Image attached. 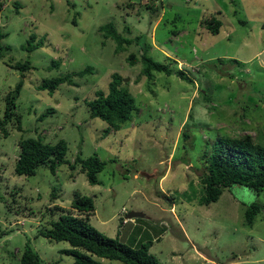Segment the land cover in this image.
I'll return each mask as SVG.
<instances>
[{
	"label": "rangeland",
	"instance_id": "rangeland-1",
	"mask_svg": "<svg viewBox=\"0 0 264 264\" xmlns=\"http://www.w3.org/2000/svg\"><path fill=\"white\" fill-rule=\"evenodd\" d=\"M0 1L9 45L0 57V117L6 93L23 78L15 107L21 127L13 118L8 135L0 131V264H20L26 242L43 264H72L68 241L37 231L62 212L78 213L76 193L93 198L92 225L134 247L150 241L149 251L164 264H264V207L253 224L244 219L247 203H264V188L256 194L233 184L205 204L198 176L201 152L219 135L249 134L264 144V0H161L158 13L159 0ZM205 15L221 20L217 33L201 23ZM106 21L123 36H142L119 49L98 30ZM31 33L43 43L27 50ZM144 44L155 60L191 79L157 70L146 76ZM27 58L31 68L21 77L11 64ZM86 65L92 70L74 76L77 84L62 82L52 92L37 87ZM112 72L127 78L136 108L119 128L105 131L107 122L90 116L86 100L107 90ZM49 107L54 111L39 119ZM38 135L64 138L67 161L77 151L105 159L100 182L91 184L78 162L74 168L63 162L55 172L39 165L34 174L15 173L18 140ZM130 210L143 215L129 218Z\"/></svg>",
	"mask_w": 264,
	"mask_h": 264
},
{
	"label": "trees",
	"instance_id": "trees-1",
	"mask_svg": "<svg viewBox=\"0 0 264 264\" xmlns=\"http://www.w3.org/2000/svg\"><path fill=\"white\" fill-rule=\"evenodd\" d=\"M15 6L19 2L14 1ZM161 0L153 10L158 13ZM2 2L0 1V8ZM147 6H151L146 4ZM75 23V18L72 19ZM201 23L209 31L217 33L221 20L213 16H202ZM264 26V23H263ZM98 30L103 32L104 36H110L117 42L119 49L124 48L123 43H130L139 39L142 34L131 37L123 36L114 26L113 21H106L98 26ZM6 35L0 28V57L3 50L8 49L9 45L3 43ZM43 43V39H37L34 33L27 39L25 48L32 50ZM146 44L143 46L141 60L143 62L142 73L150 77L154 70L164 71L167 74L175 72L179 77L191 79L184 69L174 70L168 63L155 60L146 50ZM131 63L136 60L133 52L128 56ZM58 60H53L52 64L57 65ZM21 71V77L31 68L30 60L16 61L11 64ZM92 70L91 65H86L79 70L68 71L61 75L42 79L37 85L39 89H46L49 92L54 91L57 86L66 82L77 84L74 76H82ZM118 72H112L108 82L107 90L97 89L92 98L86 100L90 116L100 117L105 120L108 127L119 128L126 120L131 118L133 110L136 108L135 100L131 92L124 83L125 80ZM23 85V78H20L13 88L5 95V106L3 114L0 117V131L4 136L8 135L7 124L13 120L17 121V127L20 128V114L16 113V98L19 95ZM54 111V108H46L39 115V119L44 118L48 113ZM186 136L187 133H183ZM211 143V144H209ZM200 154L199 179L203 185L204 192L201 195V202L209 204L216 201L221 195L224 187L233 184H241L253 189L256 194L264 188V144L252 140L249 134L229 136L219 135L211 142ZM18 155L14 162V172L17 174L31 175L36 171L37 166L46 165L51 172H55L57 166L63 162H68L71 168L78 162L87 180L91 184L100 182L97 173L105 166L106 160L101 159L93 153L86 157L81 156V151H77L73 161H67L65 153L67 151V142L64 138H59L55 142L45 141L41 136H25L18 140ZM72 207L77 209L78 213L71 211L62 212L57 219L51 220L49 226L40 228L37 234H41L51 240H66L71 247L64 249L66 253L74 256L72 264H108L95 256L108 259H118L124 264H164L149 251L150 241L141 242L138 246H131L118 237H111L97 229L88 220L89 211L94 209L93 198L89 195L76 193L72 202ZM264 207V203L253 200L246 204L244 209V219L248 225L253 224L255 216ZM56 206L50 208L53 210ZM82 212L85 215L82 216ZM20 264H43L39 254L33 249L29 242H26L19 254Z\"/></svg>",
	"mask_w": 264,
	"mask_h": 264
},
{
	"label": "water",
	"instance_id": "water-1",
	"mask_svg": "<svg viewBox=\"0 0 264 264\" xmlns=\"http://www.w3.org/2000/svg\"><path fill=\"white\" fill-rule=\"evenodd\" d=\"M124 79H127V78H124ZM141 215H143V212H141L139 210H130L127 213V216L130 217V218L137 217V216H141Z\"/></svg>",
	"mask_w": 264,
	"mask_h": 264
},
{
	"label": "built area",
	"instance_id": "built-area-1",
	"mask_svg": "<svg viewBox=\"0 0 264 264\" xmlns=\"http://www.w3.org/2000/svg\"><path fill=\"white\" fill-rule=\"evenodd\" d=\"M142 1H146V2H147V1H149V0H142ZM122 211L125 212L126 209H125V208H122ZM126 220H127V218H124V219H123V221H126Z\"/></svg>",
	"mask_w": 264,
	"mask_h": 264
},
{
	"label": "clouds",
	"instance_id": "clouds-1",
	"mask_svg": "<svg viewBox=\"0 0 264 264\" xmlns=\"http://www.w3.org/2000/svg\"><path fill=\"white\" fill-rule=\"evenodd\" d=\"M122 208H123V207H122ZM122 208H121V209H122ZM125 218H127V217H125ZM129 218H130V217H129Z\"/></svg>",
	"mask_w": 264,
	"mask_h": 264
}]
</instances>
